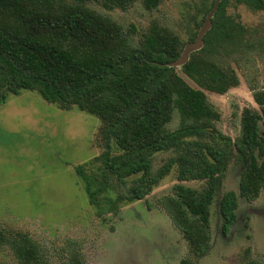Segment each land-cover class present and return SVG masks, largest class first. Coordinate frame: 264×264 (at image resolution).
I'll use <instances>...</instances> for the list:
<instances>
[{
	"label": "trees",
	"instance_id": "16d2710c",
	"mask_svg": "<svg viewBox=\"0 0 264 264\" xmlns=\"http://www.w3.org/2000/svg\"><path fill=\"white\" fill-rule=\"evenodd\" d=\"M164 1L0 0V104L27 90L62 111L76 107L100 121L102 152L75 168L98 214L143 200L175 168L179 184L160 205L189 256L201 258L210 248V208L229 162L239 164V182L237 192L223 193L216 203L222 235L237 222L238 199L253 202L264 188V91L251 88L257 109L242 110L234 140L216 131L220 115L206 95H224L239 85L232 65L243 55L254 50L264 56V37L228 12L229 6H244L264 13V0H221L202 47L179 68L169 66L185 47L178 33L153 19L135 40L94 7L125 11L141 3L154 11ZM214 1L202 0L189 43ZM175 116L178 126L169 130ZM160 153L170 156L153 170ZM189 181L204 185L196 190L182 184ZM4 248L12 264H48L26 233L0 229ZM65 264H85L77 245L69 248Z\"/></svg>",
	"mask_w": 264,
	"mask_h": 264
},
{
	"label": "rangeland",
	"instance_id": "374dc122",
	"mask_svg": "<svg viewBox=\"0 0 264 264\" xmlns=\"http://www.w3.org/2000/svg\"><path fill=\"white\" fill-rule=\"evenodd\" d=\"M201 3L165 0L154 11L145 10L141 3L125 11L94 7L135 40L155 19L178 33L187 45L194 21L200 20ZM228 12L239 15L245 26L255 30V37H264V13H252L244 6H229ZM232 67L239 85L224 95H206L220 115L214 124L216 131L234 140L242 110L257 109L251 88L264 91V56L253 50ZM100 125L96 117L76 107L62 111L27 90L9 95L0 104V229L28 234L38 243L48 264H65L74 245L83 253L85 264H181L184 259L189 264H264V188L253 202L239 198L237 222L227 235L220 232L217 200L238 188L240 167L233 160L210 208V248L201 258L189 256L187 243L160 205L179 184L175 168L143 200L124 202L115 212L98 214L75 168L102 152ZM177 126L175 116L168 129ZM261 133L264 136V124ZM169 156L157 154L153 170ZM182 184L196 190L204 185L192 181ZM12 263L10 252L0 249V264Z\"/></svg>",
	"mask_w": 264,
	"mask_h": 264
},
{
	"label": "water",
	"instance_id": "95a60500",
	"mask_svg": "<svg viewBox=\"0 0 264 264\" xmlns=\"http://www.w3.org/2000/svg\"><path fill=\"white\" fill-rule=\"evenodd\" d=\"M220 1L221 0H215L214 1V5H213L211 11L207 14V16H206L203 24L201 25L200 29L198 30L196 38L194 39V41L192 43H188L187 45H185V47L183 48V50L181 52L180 57L176 61L169 64L170 67L179 68L181 65H183L184 63H186L188 61L189 55L192 52H195L202 47L203 36L205 35V33L210 28L211 18L213 17Z\"/></svg>",
	"mask_w": 264,
	"mask_h": 264
}]
</instances>
